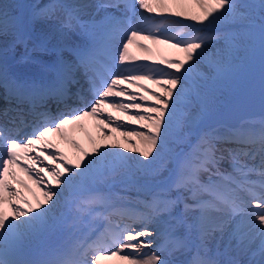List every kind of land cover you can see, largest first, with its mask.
Returning <instances> with one entry per match:
<instances>
[{
	"label": "snow or ice",
	"instance_id": "obj_1",
	"mask_svg": "<svg viewBox=\"0 0 264 264\" xmlns=\"http://www.w3.org/2000/svg\"><path fill=\"white\" fill-rule=\"evenodd\" d=\"M0 102V264H264V0L0 4Z\"/></svg>",
	"mask_w": 264,
	"mask_h": 264
},
{
	"label": "bare ground",
	"instance_id": "obj_2",
	"mask_svg": "<svg viewBox=\"0 0 264 264\" xmlns=\"http://www.w3.org/2000/svg\"><path fill=\"white\" fill-rule=\"evenodd\" d=\"M154 51L156 49H153ZM160 51V54L163 55V56H166L168 58H171V59H174V57H177V54L172 50V49H169V48H165L163 50H159ZM140 54H138L139 56ZM159 58V56L157 57V59ZM148 87L154 91H159V89H157L154 85H151V84H148ZM133 91H135V89H132ZM113 115H118L117 113H113ZM117 136V139H119V136L118 134H114ZM55 139L52 140L53 143L56 145V142L58 141L59 142V145L57 146L60 151L62 153H64L65 156H67L69 159H75L76 156H78V154L76 153L75 149L73 148L72 144L70 142H66L64 140H62L60 137L58 136H54ZM70 140H73L71 135H69V141ZM105 142L107 144H111L112 141L111 139L109 140H105ZM31 198V197H30ZM33 250V253L36 254V253H39V251H41L40 248H36V249H32ZM105 264H114V261H106Z\"/></svg>",
	"mask_w": 264,
	"mask_h": 264
},
{
	"label": "rangeland",
	"instance_id": "obj_3",
	"mask_svg": "<svg viewBox=\"0 0 264 264\" xmlns=\"http://www.w3.org/2000/svg\"><path fill=\"white\" fill-rule=\"evenodd\" d=\"M2 1V0H1Z\"/></svg>",
	"mask_w": 264,
	"mask_h": 264
}]
</instances>
